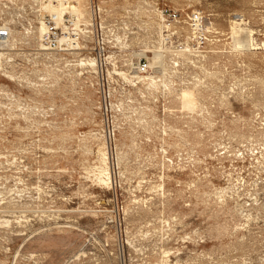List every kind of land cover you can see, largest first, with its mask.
Wrapping results in <instances>:
<instances>
[{"label": "rangeland", "instance_id": "obj_1", "mask_svg": "<svg viewBox=\"0 0 264 264\" xmlns=\"http://www.w3.org/2000/svg\"><path fill=\"white\" fill-rule=\"evenodd\" d=\"M101 3L113 57L96 71L35 53L32 0L7 8L20 32L9 57L0 50V264H63L114 240L119 219L128 248H147L151 264L164 248L174 264H264V0ZM158 9L179 13L165 40L150 23ZM194 11L208 42L179 56ZM235 26L249 30L250 48ZM147 44L164 46L166 70L149 72L158 88L109 72L150 63ZM99 83L111 94L116 153Z\"/></svg>", "mask_w": 264, "mask_h": 264}, {"label": "built area", "instance_id": "obj_2", "mask_svg": "<svg viewBox=\"0 0 264 264\" xmlns=\"http://www.w3.org/2000/svg\"><path fill=\"white\" fill-rule=\"evenodd\" d=\"M14 1L0 0V7L5 10H0V42L3 40L2 38L9 34V29L5 25L8 22L5 20L7 17L6 12L11 2ZM32 1L33 6L30 9V13L39 19L38 22L41 27L40 44L42 50L46 53L44 54L45 57L50 63L58 66H67L68 64L73 65L80 58L88 60L93 57L101 65V61L109 57V43L104 34L105 10L101 0H90L88 5L89 15L87 17L80 15L74 8H64L61 11L52 12L43 7V4L47 2L61 5L62 3L68 4L69 1L77 3L76 0ZM167 12V9L162 11L164 16L162 20L163 35L165 32L168 35L170 31L176 30L180 21L177 11L172 14H167ZM190 18L193 23V30H195L194 36L196 37L193 44L195 46H205L208 38L204 29V21L202 22L203 15L196 13L194 17ZM22 21L25 24L24 29L32 28L30 20L22 19ZM9 25L11 24L9 23ZM35 26L37 29L38 25ZM164 38L166 39L165 36ZM136 70L138 74H147L151 71L150 63L141 61L136 66ZM133 78L137 79L136 77ZM99 88L101 89V108L105 115L102 126L103 136L110 152L114 151L116 153L117 123L111 113L113 106L110 90L104 87V83L101 85L99 83ZM117 221L119 233H117L114 240L108 236L95 240V244L92 245L93 248L91 246L82 247L77 254L67 258L63 264H151L152 260L147 256L149 253L147 248L138 249V253L135 252L137 250L128 248V235L122 231L123 224L121 220Z\"/></svg>", "mask_w": 264, "mask_h": 264}, {"label": "bare ground", "instance_id": "obj_3", "mask_svg": "<svg viewBox=\"0 0 264 264\" xmlns=\"http://www.w3.org/2000/svg\"><path fill=\"white\" fill-rule=\"evenodd\" d=\"M76 1H77V3H72L71 1H69L68 4L62 3L61 5L55 4V3H52V2H47V3L43 4V7L45 9H47L48 11H52V12L61 11L64 8H74L80 15L87 17L89 15L88 14L89 13V6L88 5H89L90 0H76ZM0 10L5 11L3 7H0ZM196 13H200L201 14V11H194V12H191V13L187 14L188 15V18H187V21H188L187 29L189 30V33H191V35H189L187 37L188 39L186 41V46L182 47L180 52H178L179 56L186 54L185 52H182V51L189 50V52H192V50L194 49L197 52H199V50H198L199 48H197V47H201V45L193 46L192 45V41H191L193 39L195 40L196 37L194 36L195 30H193L194 27H193V23L191 22V18L190 17H194V15ZM156 14H157V17H159V21L156 19L155 22H152V20L150 18V23L151 24L157 23L158 26H159V31L162 32V26H163L162 20H163L164 16H163V14H162L160 9H158V12ZM203 21H204V19L202 20V22ZM233 23L236 24V22H233ZM5 25L9 29V34L7 36H5L4 38H2L3 40L0 42V50H4L3 58L9 57V54H10L9 50L12 49L15 46L16 41H18V39H19V38H17V34L20 32V31H16L11 25H9L8 22H6ZM233 25H231V26H233ZM206 28L208 29V26ZM232 28H233V32L235 34L236 43H241V44H243V46L245 45L248 48H250L253 45V43H251V38H250V36H251L250 34L251 33L249 32V30L247 31V29L237 28L236 26L232 27ZM241 33L242 34L244 33V36H240V37L237 36V35H241ZM40 35H41V27H40V25H38L37 29L35 30V34H34V36H35V38L37 40V46L35 48L37 51H35V53L40 54V55H44L46 53L42 50V47H41V44H40ZM160 37L165 40L163 34H161ZM38 40H39V42H38ZM163 48H164V46H162V45H160V46L154 45V47H151V45H149V44L146 45L145 50H152L154 52V55L152 57H150V67L152 69H154V67L157 64H159V65L163 66L164 70H166V67H165V64H164V61L166 62V60H165V57H164ZM1 54L2 53H0V55ZM110 57H113V56L109 55V58ZM175 64H177V63H175ZM73 65H87V66L91 67V69L96 71V69L99 66V62L93 57L89 58L88 60H85L84 58H80ZM134 67H135V69L132 71L133 73H130V71H129L130 69H126L125 70V69H118V68H115L114 70L109 69V72L112 73L114 71V72H116L118 74H121L124 78H126L133 85H137L138 82L143 81L144 83H147L149 86H153L155 88L159 87L160 82L156 78V75H154L152 73H148V74H144V75L138 74V72L136 70V66H134ZM47 74H57V73H56V71L54 69H48L47 70ZM133 77H136L137 79H134ZM162 84L165 87L169 86V83L167 81H163ZM185 87H187V85ZM192 88H194V90H197L196 85H193ZM184 91H185V88L182 87L181 88V92H180L181 93V95H180L181 104H183V96L182 95H184ZM101 150H102V148H101ZM100 156L102 157V155H100ZM103 157H104L103 158L104 159L103 162L104 161L106 162V160H108V159H106V154L105 153H103ZM107 164H108V162H107ZM107 166L108 165L105 164L103 167H101L102 171H106L107 172ZM95 175H96V173H95ZM107 175H110V174L107 173ZM97 176H98V172H97ZM100 179H102V178H100ZM103 180H105V179H102L101 181L103 182ZM105 183H106V180H105ZM171 261H173V260L170 257V250L165 249V248L162 249L160 255L158 256V258L156 260L157 264H174Z\"/></svg>", "mask_w": 264, "mask_h": 264}]
</instances>
